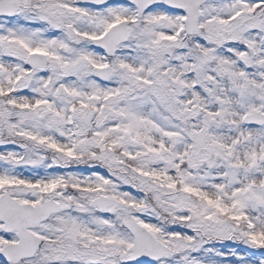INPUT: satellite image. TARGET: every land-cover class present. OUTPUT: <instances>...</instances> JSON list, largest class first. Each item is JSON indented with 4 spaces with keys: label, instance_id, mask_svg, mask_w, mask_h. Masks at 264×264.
I'll return each instance as SVG.
<instances>
[{
    "label": "snow or ice",
    "instance_id": "snow-or-ice-1",
    "mask_svg": "<svg viewBox=\"0 0 264 264\" xmlns=\"http://www.w3.org/2000/svg\"><path fill=\"white\" fill-rule=\"evenodd\" d=\"M0 264H264V0H0Z\"/></svg>",
    "mask_w": 264,
    "mask_h": 264
}]
</instances>
